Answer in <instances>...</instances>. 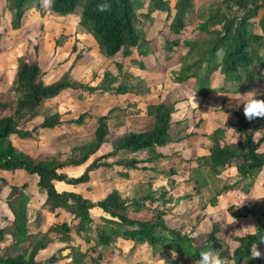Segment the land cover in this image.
I'll use <instances>...</instances> for the list:
<instances>
[{
  "label": "trees",
  "instance_id": "obj_1",
  "mask_svg": "<svg viewBox=\"0 0 264 264\" xmlns=\"http://www.w3.org/2000/svg\"><path fill=\"white\" fill-rule=\"evenodd\" d=\"M6 5L13 14L14 29L21 27L25 12L32 5L44 15L42 0H6ZM103 5H107V8L101 11ZM142 6L140 0H84L83 2L52 0L49 10L61 16L79 15L81 28L95 41L102 55L108 58L122 55L142 68L145 67L143 60L133 58L134 55L137 54L140 59H145L154 53L152 42L145 35L146 25L142 20L150 19L153 13L160 11L166 13V19L170 21L169 36L180 37L190 27H193L192 33L201 35V40H184V46L188 51L182 60L181 72L175 78V82L182 83L193 79L199 93L208 96L215 73L225 77V80L230 79L242 91H250L255 82L264 81V0H215L208 6L204 17L198 15L195 0H177L174 7L167 0H150L151 8L141 17L139 10ZM1 24L0 14V27ZM61 39L57 40V46L67 40L65 36H61ZM1 41L0 32V55ZM180 43L178 39L166 40L167 52L176 53ZM79 44V40L74 41L75 52ZM82 58L83 50H80L75 63ZM117 69L122 79L114 75L109 76L97 86H87L70 80L67 75L56 82L45 84L39 63L28 62L25 58L19 59L12 87L17 94L14 112L12 115L0 118V171L10 172L13 175L21 173L25 180L22 184L11 185L8 205L13 220L8 221L6 225L0 224V246L8 239L10 243L6 248L7 251L0 255V264H43L38 260L40 251L55 242L64 244L61 251L69 249V255L75 256L73 262L69 264H87L88 261L92 264H104L105 255L97 248L99 245L107 248L116 236H121L135 245H148L155 253L162 249L167 250L169 257L166 264H188V261L198 263L200 252L212 248L220 251L225 264H241L244 259H252V244L259 243V238L264 236L262 221L254 231L255 234L241 231L239 235L232 236L233 241L238 244L234 248H231L230 243H226V228L219 224L212 226L208 240L203 245L195 246V238L189 236L192 231L187 233L183 229L184 226L177 228L168 223L167 216L172 212L168 205L172 202L173 196L167 191L161 190L162 192L157 194L149 188L142 191L141 187L136 198L128 199L118 190L112 189L107 196L95 201L78 192H61L57 189L58 183L71 186L87 184L93 173L102 168L118 169L119 172L125 171L129 175L138 171L156 173L159 161L165 158L179 160V165L175 166L173 160L169 172L171 177L185 170L191 172L205 170L216 176L221 170L229 169L228 171L235 173L239 179L236 186L240 185L246 179L264 171V135L257 137V124L254 119L251 121L246 119L243 112L236 108H231L227 113H231L236 118L233 121L239 138L237 140L218 138L216 132L208 135L204 131L207 119L201 118L198 124L199 131L186 133L180 139L186 141L184 145H188L189 142L197 143L204 137L206 140L211 138L212 145L204 147L206 153L185 162L179 152L167 155L158 151L173 140L172 129L176 110L166 101L159 102L155 98L150 101V96L148 97L150 103L144 112L150 121L145 129H126L124 124L112 122L113 110L124 112L125 115L142 113L132 107L124 111L119 106H115L113 110L99 117L93 140L76 147L72 155L63 158L64 160L57 157L35 158L20 151L14 145L12 136L23 140H36L40 136V130H55L63 127L64 124L81 126L85 123V119L89 117L86 112L67 122L62 121L59 114H54L45 117L38 126H32L41 116L44 105L67 90L79 91L80 100L85 99L86 91L90 95L110 93L116 97L123 94L142 95L150 91L149 87L145 88L144 85L137 87L132 83V75L126 65L117 64ZM222 89L226 91L225 88ZM151 93L150 91L149 95ZM8 107L9 104L0 101V113ZM30 126L32 129H29ZM107 144L110 146L109 150L99 154ZM143 151L152 155L147 160L124 157ZM182 163L185 165L181 169ZM83 165L85 169L78 177H69L63 172L65 168ZM33 178H37V188L40 193L47 197L46 206L52 212L61 210L71 215L73 221L77 223L76 234L83 238L86 244L91 245L85 253L81 251L79 245H74L76 239L69 222L55 221L47 231H42L39 215L36 216V221L32 219L33 210L28 206L30 198L26 194V189ZM4 181L0 178V182L4 183ZM141 183L151 186L149 181ZM172 185H175V180L170 183V186ZM230 188L225 185L224 191L228 192ZM222 195L223 193H220L219 196ZM211 201L214 204L216 197ZM133 208L143 216L132 217L130 210ZM228 211L235 217L233 207ZM54 214L56 217L61 215L59 212ZM250 214L256 216L258 212L250 209L245 215ZM227 225H232L233 229L238 227L231 222H227ZM95 226L99 228L96 240L90 235ZM263 246L264 242L258 244V248ZM173 251L176 253L175 257L172 255ZM61 259H63L61 256H52L47 260V264H55Z\"/></svg>",
  "mask_w": 264,
  "mask_h": 264
},
{
  "label": "rangeland",
  "instance_id": "obj_2",
  "mask_svg": "<svg viewBox=\"0 0 264 264\" xmlns=\"http://www.w3.org/2000/svg\"><path fill=\"white\" fill-rule=\"evenodd\" d=\"M140 1L143 4L139 10L142 17L147 14L151 6L150 0ZM206 1L202 0L199 4ZM210 2L212 1L198 7V15L205 16L208 8L207 4ZM42 7L44 15L35 6L29 7L25 12L21 27L14 29L12 26L13 14L7 9L6 0H0V14L2 17L0 27L2 33L0 101L9 104V107L0 113V118L12 115L14 112L17 94L12 90V87L20 58H25L28 62L39 63L43 71L45 84L56 82L67 75L70 80L87 86H97L106 81L109 76L120 77L116 65H126L132 75V83L137 87L141 85H144L145 88L149 87L152 93L149 95V91L142 95L123 94L118 97L110 93H97L94 100H89V96L84 100H80L77 91H68L59 98L46 103L41 110V116L32 126H38L45 117L54 114H59L61 120L67 122L86 112L89 117L85 119V123L81 126L64 124L63 127L50 131L40 130V136L36 140H23L17 136H12L14 145L20 151L35 158L49 159L57 157L64 160L63 158L72 155L76 147L83 146L93 140V134L99 124V117L107 114L109 110H113L117 105L124 111L132 107L142 113L125 115L118 112V110H113L112 122L124 124L126 129H145L149 125L150 118L144 112H146V106L154 98L156 101H166L172 104L176 110L172 129L173 140L165 148L158 149L159 152L167 155H174L175 152H179L184 162L206 153L204 147L207 148L212 145L213 140L211 138H208V140L205 137L204 139L201 138L197 143L189 142L191 145H184L186 141L180 139L186 133L199 131L198 124L201 118L208 120L204 129L208 135H213L216 132L218 138L226 140H237L239 138L238 132L236 133L235 121H233L236 118L227 111L236 108L243 112L242 103L245 97L239 93L244 94L248 91L239 90L230 79L225 80V77L218 73L213 75L211 92L208 96L199 93L193 79L182 83L175 82V78L181 72L182 60L188 51V48L184 46V40H201L199 33H190V31H193V27H190L188 32L183 33L180 37H174L168 34L169 21L165 18V15L157 16V18L153 15L150 19H143L142 22L146 25L144 26V32L153 44L154 53L145 59L137 57L138 60H143L145 67L142 68L135 65L131 59H125L122 55L114 58L102 55L99 49L89 43L91 37L81 28L79 15L61 16L54 14L49 9H45L43 0ZM61 36H65L67 40H64L62 45L57 46L56 42L61 39ZM173 39H178L181 42L180 46L176 48V53H168L166 40ZM75 40L80 41L76 52L73 49ZM80 50H83V58L75 63ZM133 58H135V55ZM222 88H225L226 91ZM252 90L260 93L261 98H264V81L262 83L255 82L250 91ZM149 96L150 101L148 100ZM254 121L257 124L256 136L262 137L264 135V117L255 118ZM32 126L29 129H32ZM109 147L108 144L105 145L99 154H104L109 150ZM151 155L150 152L143 151L132 155H124V157L147 160ZM159 163L158 172L156 173L153 171L147 173L138 171L136 174L129 175L125 171L119 172L118 169H98L93 173L90 182L87 184L80 186L60 184L57 185V189L61 192H78L95 201L107 196L112 189L118 190L124 198L128 199L136 198L141 187L142 191L149 188L156 191L157 194L162 192L161 190L167 191L173 196L172 202L168 205V208L172 210L167 216L168 223L177 228L184 226L182 228L187 233L196 232L198 235L194 240L195 246L203 245L208 240V234L212 226L219 224L226 228V243H230L231 248H234L238 244L233 241L232 236L239 235L241 231H255L260 221L264 222V171L236 186L239 179L235 173L228 171L229 169L221 170L216 176L205 170L199 172L185 170L178 173L177 176L171 177L169 173L171 166L173 163L174 166L179 165V160L177 158L169 160L165 158L161 159ZM184 165L182 163L181 169ZM84 169L85 165L76 168L68 167L63 172L68 174L69 177H78ZM192 174L194 177H192ZM0 178L5 180L4 183L0 182V224L6 225L8 221L13 219V214L8 205L11 198V185L14 183L22 184L25 179L21 173L13 175L10 172L5 173L2 171H0ZM171 178L175 180V185L170 186L173 181ZM148 181L151 186L147 183H141ZM196 185L198 188H196ZM225 185L231 187L228 192L224 191ZM220 193H223V195L219 196ZM26 194L30 198L28 206L33 210L32 219L36 221V216L39 215L42 231H47L48 227L55 221H67L73 228L76 239L74 245H79L84 253L89 246L91 247L76 234L77 223L73 221L71 215L57 210L56 212L61 215L56 217L54 214L56 212H52L46 206L47 197L38 190L37 178L31 179ZM217 196L219 197L217 198ZM214 197H216V202L213 204L211 200ZM230 207H233L235 217L229 213L228 209ZM250 209L257 211L258 214L256 216L252 214L245 215L247 210ZM130 214L134 218L143 216L135 208L130 210ZM227 222H231L238 227L233 229L231 228L232 225H227ZM98 229L95 226L93 233L90 234L95 240ZM9 243L8 239L6 243L0 246V255L7 251L6 248ZM63 247L64 244L57 242L49 244L46 249L40 251L38 260H41L43 264H47V260L52 256H61L63 259L55 264L72 263L75 256L69 255V249L61 251ZM259 249L262 253L261 257L244 259L241 264H264V246ZM97 250L105 255L106 261L104 264H166L169 257V252L165 249L155 253L148 245H135V243L127 242L121 236H116L113 243L107 248L99 245ZM87 264L92 263L88 261ZM188 264L198 263L188 261Z\"/></svg>",
  "mask_w": 264,
  "mask_h": 264
},
{
  "label": "clouds",
  "instance_id": "obj_3",
  "mask_svg": "<svg viewBox=\"0 0 264 264\" xmlns=\"http://www.w3.org/2000/svg\"><path fill=\"white\" fill-rule=\"evenodd\" d=\"M52 0H43V6L45 9H49L51 7ZM107 5L101 6V11L106 10ZM245 97L243 104V114L246 119L253 120L258 117H264V98H261V94L255 90L248 91L247 93L241 94ZM254 233V230L252 231ZM198 234L196 232H192L189 234L190 238H195ZM264 242V236L259 238V243ZM259 243H253L251 247V255L253 258L261 257V250L258 248ZM173 257H175L176 253L173 251ZM198 264H225L224 258L221 256L220 251L212 248L209 250L200 252V259Z\"/></svg>",
  "mask_w": 264,
  "mask_h": 264
},
{
  "label": "crops",
  "instance_id": "obj_4",
  "mask_svg": "<svg viewBox=\"0 0 264 264\" xmlns=\"http://www.w3.org/2000/svg\"><path fill=\"white\" fill-rule=\"evenodd\" d=\"M167 1H169L170 2V4H171V6L172 7H174V5L176 4V1L177 0H167ZM202 0H195V6H196V11H197V9H198V7H200L201 5H203V4H205V3H208L209 1H212V2H214L215 0H207L206 2H204V3H202V4H199L200 2H201ZM212 2H210L209 4H207L208 6L212 3ZM155 16L156 18H157V16H162V15H165V18L167 17V14L166 13H162V12H160V11H157V12H155V13H153L152 14V16ZM155 20V19H154ZM259 20V19H258ZM169 21V20H168ZM169 24H170V21L168 22V26H169ZM168 26H167V31H168V34H169V30H168ZM190 29V28H189ZM258 31V30H257ZM186 32H188V31H186ZM190 33H192V31H190ZM151 41V40H150ZM89 43L91 44V45H93V46H95L97 49H99L98 48V46H97V44L95 43V41L91 38L90 40H89ZM153 45V44H152ZM138 57V55L136 54L135 55V58L136 59H138L137 58ZM116 67H117V65H116ZM68 91H71V90H67V91H65L63 94H65L66 92H68ZM78 93H79V91H77ZM62 94V95H63ZM79 95H80V93L78 94V98H79ZM84 97L86 98L87 96H89V100H94L95 99V94L94 95H90L88 92H85L84 93ZM61 96V95H60ZM59 96V97H60ZM90 96H92V97H90ZM58 97V98H59ZM57 99V98H56ZM80 99V98H79ZM55 100V99H54ZM50 101H52V100H50ZM49 101V102H50ZM48 103V102H47ZM46 105V104H45ZM118 106V105H117ZM122 113H124V112H122ZM208 121V120H207ZM45 131H50V130H45ZM60 184H63V183H58L57 185H60ZM13 220V219H12Z\"/></svg>",
  "mask_w": 264,
  "mask_h": 264
}]
</instances>
